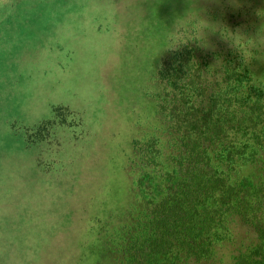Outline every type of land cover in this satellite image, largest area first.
I'll return each instance as SVG.
<instances>
[{
	"label": "rangeland",
	"instance_id": "1",
	"mask_svg": "<svg viewBox=\"0 0 264 264\" xmlns=\"http://www.w3.org/2000/svg\"><path fill=\"white\" fill-rule=\"evenodd\" d=\"M33 1L0 0V49L32 25ZM75 1L62 18L40 14L48 32L34 31L28 53L0 54V264H127L157 195L135 141L174 153L155 104L168 65H206L218 81L241 65L264 86V0ZM261 156L243 172L255 183ZM228 228L199 264H236L260 241L238 218Z\"/></svg>",
	"mask_w": 264,
	"mask_h": 264
},
{
	"label": "trees",
	"instance_id": "2",
	"mask_svg": "<svg viewBox=\"0 0 264 264\" xmlns=\"http://www.w3.org/2000/svg\"><path fill=\"white\" fill-rule=\"evenodd\" d=\"M38 1L25 12L38 14L32 25H17L11 31L15 37L7 35L12 44L1 46L5 63L27 52L34 31L48 32L39 27L40 14L62 18L79 6L75 0H58L46 8ZM205 70L199 64L164 70L167 84L155 104L165 124L170 123L174 153L164 152L159 138L135 141L141 153L138 175L151 172L157 195L150 213L139 218L142 225L127 235L134 248L127 264L208 262L217 245L231 236L228 224L234 218L260 235L236 264H264V183L243 175L249 165L263 163L264 86H256L241 65L222 66L219 81L210 80Z\"/></svg>",
	"mask_w": 264,
	"mask_h": 264
}]
</instances>
